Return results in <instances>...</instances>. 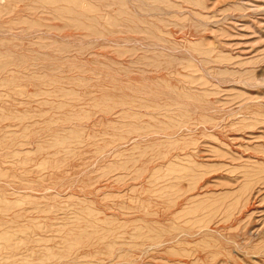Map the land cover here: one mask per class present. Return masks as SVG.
Listing matches in <instances>:
<instances>
[{
    "label": "rangeland",
    "instance_id": "obj_1",
    "mask_svg": "<svg viewBox=\"0 0 264 264\" xmlns=\"http://www.w3.org/2000/svg\"><path fill=\"white\" fill-rule=\"evenodd\" d=\"M0 264H264V0H0Z\"/></svg>",
    "mask_w": 264,
    "mask_h": 264
},
{
    "label": "bare ground",
    "instance_id": "obj_2",
    "mask_svg": "<svg viewBox=\"0 0 264 264\" xmlns=\"http://www.w3.org/2000/svg\"><path fill=\"white\" fill-rule=\"evenodd\" d=\"M118 10V9H117ZM126 10V9H125ZM119 12V11H118ZM128 16H130V15H128ZM115 19H117V18H115ZM121 21V20H120ZM117 22H118V20H117ZM134 30V29H133ZM129 31V30H128ZM202 229V228H201Z\"/></svg>",
    "mask_w": 264,
    "mask_h": 264
}]
</instances>
